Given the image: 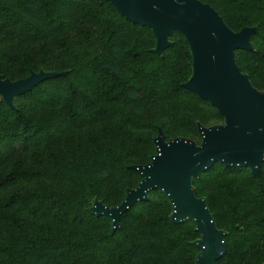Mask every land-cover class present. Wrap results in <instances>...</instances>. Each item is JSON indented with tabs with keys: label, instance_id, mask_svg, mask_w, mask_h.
<instances>
[{
	"label": "trees",
	"instance_id": "trees-1",
	"mask_svg": "<svg viewBox=\"0 0 264 264\" xmlns=\"http://www.w3.org/2000/svg\"><path fill=\"white\" fill-rule=\"evenodd\" d=\"M237 32L255 26L253 50L235 60L264 91V0H200ZM161 56L152 31L129 22L108 0H0V75L56 71L0 103V264H195V224L169 219L158 190L111 219L88 211L94 198L116 206L141 179L131 165L166 140L197 143V123H222L217 110L183 88L191 75L184 37L174 32ZM208 113L202 115V110ZM219 229L216 264H264V162H215L193 179Z\"/></svg>",
	"mask_w": 264,
	"mask_h": 264
},
{
	"label": "water",
	"instance_id": "water-1",
	"mask_svg": "<svg viewBox=\"0 0 264 264\" xmlns=\"http://www.w3.org/2000/svg\"><path fill=\"white\" fill-rule=\"evenodd\" d=\"M131 23L149 28L156 43L152 52L161 56L181 34L191 55V75L183 88L209 102L223 123H197L200 142L176 137L166 140L161 128L153 139L155 154L145 165H131L141 176L116 206L94 198L88 211L111 219L112 231L120 228V216L137 201L148 199L151 190L163 193L171 205L174 223L192 221L199 237L192 244L199 250L195 264H216L225 253L226 231L219 229L206 198L197 196L193 179L220 162L227 167H247L258 176L264 162V91L255 88L236 64L237 50H253L255 26L235 32L220 14L200 0H108ZM65 72L43 69L12 81L0 75V103L15 108L18 95L40 82Z\"/></svg>",
	"mask_w": 264,
	"mask_h": 264
},
{
	"label": "rangeland",
	"instance_id": "rangeland-1",
	"mask_svg": "<svg viewBox=\"0 0 264 264\" xmlns=\"http://www.w3.org/2000/svg\"><path fill=\"white\" fill-rule=\"evenodd\" d=\"M207 114H208V113L206 112V110L203 109V110H202V115H203V116H206ZM217 124H219V123H217ZM179 137H180V136H179ZM181 137H182V136H181ZM154 154H155V153H154ZM149 162H150V161H149ZM126 188H128V187H126ZM126 188H125V190H126ZM124 197H125V193H124ZM123 199H124V198H123ZM91 205H92V202H91ZM91 205H90V206H91Z\"/></svg>",
	"mask_w": 264,
	"mask_h": 264
},
{
	"label": "flooded vegetation",
	"instance_id": "flooded-vegetation-1",
	"mask_svg": "<svg viewBox=\"0 0 264 264\" xmlns=\"http://www.w3.org/2000/svg\"><path fill=\"white\" fill-rule=\"evenodd\" d=\"M223 123V122H222ZM220 124V123H219Z\"/></svg>",
	"mask_w": 264,
	"mask_h": 264
}]
</instances>
